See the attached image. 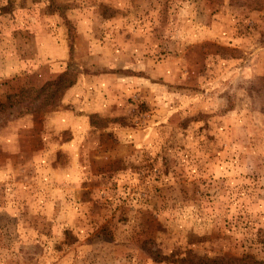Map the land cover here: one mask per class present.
Masks as SVG:
<instances>
[{
  "label": "rangeland",
  "instance_id": "374dc122",
  "mask_svg": "<svg viewBox=\"0 0 264 264\" xmlns=\"http://www.w3.org/2000/svg\"><path fill=\"white\" fill-rule=\"evenodd\" d=\"M65 72L0 109V264H264V0H0V104Z\"/></svg>",
  "mask_w": 264,
  "mask_h": 264
},
{
  "label": "trees",
  "instance_id": "16d2710c",
  "mask_svg": "<svg viewBox=\"0 0 264 264\" xmlns=\"http://www.w3.org/2000/svg\"><path fill=\"white\" fill-rule=\"evenodd\" d=\"M76 83V80L72 78L69 72H65L60 75L57 79L46 83L40 89H26L23 88L19 93L11 94L7 97L6 102L0 104V109L5 111L7 108H14L16 104L22 103V98H24V94H32L31 99L32 103L38 102L45 96L44 102L45 105L55 104L57 101L61 100L65 94V92L72 88ZM33 91V93H28ZM154 259L156 261L162 262L168 260L166 256H163L159 253H153ZM248 256H243L241 258H230L226 261V264H255L257 261H253L252 259L249 261ZM231 261V262H230ZM222 263L220 260H216L214 258L202 260L199 264H219ZM189 264H194L193 262H189Z\"/></svg>",
  "mask_w": 264,
  "mask_h": 264
}]
</instances>
